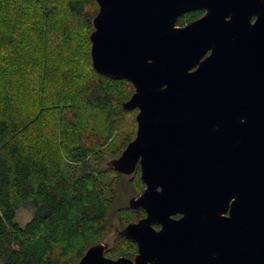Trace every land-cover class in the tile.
I'll list each match as a JSON object with an SVG mask.
<instances>
[{
    "label": "water",
    "instance_id": "1",
    "mask_svg": "<svg viewBox=\"0 0 264 264\" xmlns=\"http://www.w3.org/2000/svg\"><path fill=\"white\" fill-rule=\"evenodd\" d=\"M96 1L93 68L130 81L138 109L110 165L140 168L129 206L146 216L120 231L133 258L99 242L75 264H264V0Z\"/></svg>",
    "mask_w": 264,
    "mask_h": 264
},
{
    "label": "trees",
    "instance_id": "2",
    "mask_svg": "<svg viewBox=\"0 0 264 264\" xmlns=\"http://www.w3.org/2000/svg\"><path fill=\"white\" fill-rule=\"evenodd\" d=\"M98 9L96 0H0V64L5 56L13 64L0 76V264H75L112 231L106 177L124 174L101 162L120 156L134 138L122 121L138 109L122 107L134 91L130 81L93 68ZM77 33L80 46L73 44ZM34 90L42 102L36 94L26 103ZM45 115L48 127L39 123ZM134 173L140 191V168ZM21 205L34 210L24 226L15 220ZM124 209L123 223L144 215ZM136 250L119 235L106 255L133 258Z\"/></svg>",
    "mask_w": 264,
    "mask_h": 264
},
{
    "label": "rangeland",
    "instance_id": "3",
    "mask_svg": "<svg viewBox=\"0 0 264 264\" xmlns=\"http://www.w3.org/2000/svg\"><path fill=\"white\" fill-rule=\"evenodd\" d=\"M78 34L79 33L76 34L73 44L80 46L81 43L79 42V38L77 36ZM0 50H1V53L4 52L2 48H0ZM0 57H3V56H0ZM3 59L5 60H4V64H0V67H2L0 68V76H2L3 70H5L4 67L8 69V67L13 66L11 62L6 60V56ZM4 79L7 80V78H3V80ZM36 94H37L38 100L42 102L39 94L36 92V90H34V93H32L31 91L28 92V96L26 97L27 99L26 103H28L29 99H35ZM136 114L137 113L134 112L131 115L126 116L124 121H122V125L125 129L123 130V132H126V131L132 132V130H134L133 132L136 135V130H137ZM48 115L43 116L41 120L39 121V123L42 122V124L47 125V127L50 126L51 125L50 120H52V118L51 116H49V119H50L49 120ZM95 125L97 124L95 123L94 126ZM91 129L94 130L93 128ZM93 133L89 137V140H88L89 143L91 142L92 138L96 137L95 134ZM112 159L113 157H111L110 155H107L106 158L102 160L101 167H106L107 165H110V162L112 161ZM134 174L135 173H132L129 175H126V174L116 175L113 173L106 177V180L112 184V190H113L112 194L114 198V204L110 211V218L112 220V225H113L112 231L110 232V234L107 236L105 240L101 241L105 243L108 248L114 244V242L120 235V231L127 224V221L126 223H123V221L127 219V214L125 213L124 208L130 207L129 206L130 200L133 197H137L145 188V186H143V188L140 191H138V186L132 183V178ZM33 212L34 210L32 209L30 205H21L17 209V215L15 218L16 222H18L21 226H24L32 218Z\"/></svg>",
    "mask_w": 264,
    "mask_h": 264
},
{
    "label": "flooded vegetation",
    "instance_id": "4",
    "mask_svg": "<svg viewBox=\"0 0 264 264\" xmlns=\"http://www.w3.org/2000/svg\"><path fill=\"white\" fill-rule=\"evenodd\" d=\"M194 11H197V9H193V10H189V11H187V12H184V13H183L181 16H179L178 18H180V17H182V16H185V15H187L188 13H191V12H194ZM198 11H201V14H200L199 16H194V17H192V18L186 19V20L184 21V23H182V24H178V19H177V25L180 26V27H181V26H186V25L189 24L190 22L196 20V19L199 18L201 15H203V13H204L203 10H198ZM137 210H143V211H144V215L141 216L140 218L146 216V212H145V210H144L143 208H140V209H137ZM179 217H180V215H176V216H175V218H179ZM140 218H139V219H140ZM139 219H138V220H139ZM154 227L157 228V229H160V228H161V225L158 224V223H155V224H154ZM133 242H134V241H133ZM135 243H136V242H135ZM136 245H137V243H136ZM137 249H138V246H137ZM136 253H137V250H136ZM134 256H135V255H134Z\"/></svg>",
    "mask_w": 264,
    "mask_h": 264
}]
</instances>
